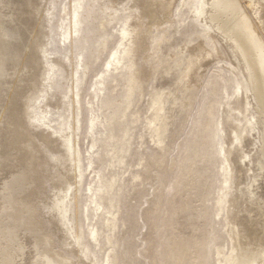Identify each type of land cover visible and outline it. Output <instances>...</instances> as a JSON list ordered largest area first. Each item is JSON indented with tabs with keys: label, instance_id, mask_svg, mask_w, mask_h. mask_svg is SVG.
I'll return each mask as SVG.
<instances>
[{
	"label": "rangeland",
	"instance_id": "374dc122",
	"mask_svg": "<svg viewBox=\"0 0 264 264\" xmlns=\"http://www.w3.org/2000/svg\"><path fill=\"white\" fill-rule=\"evenodd\" d=\"M28 1L24 16L19 8L0 0L1 21L8 23L12 17L13 22L29 24L33 36L41 32L38 41L35 36L32 46L34 50L36 46V54L40 56L33 68L35 73L27 69L29 77L34 74L26 82L30 84H26L27 97L21 96L24 90L16 91L17 78L12 85L18 73L15 69L18 57L6 65L11 67L8 73L0 70V76H7L8 86L0 90V264H89L91 260V264H264V209L258 207L260 204L264 207V173L255 172L257 168L253 163V171L248 172L259 143V116L240 55L225 45L224 38L223 41L222 37L216 39L208 26L205 19L208 0H167L161 4L157 0H140L144 14L138 21L140 37L135 68L141 69L137 83L127 76L125 66L124 70L122 66L117 70L120 73L113 68V55L120 45L131 1L135 0H112L111 8L120 9L122 13L106 25L104 34H101L100 23L106 15L98 16L87 32L85 25L80 26L81 32L77 35V28L72 25L76 0H57L54 6L52 0ZM238 2L264 45V0ZM7 12L5 19L3 14ZM0 36L6 37L4 29L0 28ZM102 37L108 42L105 48L98 46L97 41ZM200 46L204 48L203 54L198 51ZM84 48L86 55L84 53L79 62ZM44 49L49 51L50 60L43 58L40 50ZM66 57L74 60V83L69 82L72 66L60 69L57 76L47 82L49 62L55 63L57 59V65L63 61L69 65ZM193 59L198 60V65L191 75L185 76ZM84 61L89 63L85 75ZM36 74L41 78H35L39 76ZM106 75L110 79L104 87L102 82ZM125 80L128 88L124 96L131 107L122 118L120 112L124 108L112 101L110 105L117 110V115L109 124L105 123L112 110L103 107L101 98L104 93L112 100L120 98L125 92ZM50 82L46 96L42 90ZM69 84L74 85L76 99L60 111L66 118L58 134L61 121L57 124L59 115L55 108L60 101L54 102L49 97L55 93L62 97ZM36 91L41 101H44L43 96L51 100V108L56 112L34 130L38 124L32 123L29 116L34 104L31 100L39 98ZM10 92V103L6 107ZM65 101L62 100V105ZM45 105L43 110H46ZM17 109L23 111L26 123L29 120L26 125L31 128L26 126V129L29 137L34 138V142L32 137L28 140L33 145L31 142L26 145L29 154L24 164L20 159L24 149L21 144L27 140L16 134L13 125L18 119L15 120V113H10ZM12 117L14 123L10 122ZM105 124L106 128L115 129L116 140L113 139L112 144L120 142L124 130L130 129L127 147L116 159L103 140L107 134ZM68 126L71 135L65 132ZM70 136L81 157L84 175L81 186L74 184L75 172L66 169L68 163L72 165V154L69 147L67 153L63 148ZM93 142L96 145L92 146ZM44 147L49 148V154ZM55 153L58 154L54 156ZM247 174L257 179L249 188L254 193L252 204L246 202V197H240L249 187ZM25 176L31 180L24 184ZM99 179L105 183L115 180L111 194L98 193L101 210L91 202L92 195L99 190ZM65 187L73 192V197L69 193L68 201L71 198L75 206L79 202L75 219L79 217L88 243L84 259L63 247L64 236L47 212L52 196L66 190ZM236 217L250 218L251 225L240 240L235 236L241 231L235 224ZM94 227H100L99 243L90 236ZM252 232L256 234L257 244L251 239ZM235 247L239 254L234 258Z\"/></svg>",
	"mask_w": 264,
	"mask_h": 264
},
{
	"label": "bare ground",
	"instance_id": "6f19581e",
	"mask_svg": "<svg viewBox=\"0 0 264 264\" xmlns=\"http://www.w3.org/2000/svg\"><path fill=\"white\" fill-rule=\"evenodd\" d=\"M5 1H6V3L10 4L11 7L19 8L20 14L25 16V14L27 13V11H25L26 8L24 10V7H25V3L27 4V2H29L28 0H26V1L17 0L18 2L15 0L17 2L16 4L15 3L12 4L10 0H5ZM15 1L13 0V2H15ZM55 1H57V0H52L51 1L52 2V6H54L53 4H55ZM151 1L154 2L156 0H151ZM165 1H167V0H157L156 2L160 3V2H165ZM209 1H211V0H208V2L206 3L207 7L209 5V8H208L209 10L206 11L207 18H205L206 21L208 22V26L214 32L213 36L216 39L218 37H220V38L222 37V41H223V38H224L225 45L230 47L236 54L240 55V59L242 61V64H244L245 70H246L245 71L246 72V81H247V84L249 86L250 92H251V94H252V96L254 98V101L256 103L255 107H256V111H257V116H259V119H257V120H258V123H259L261 129H260V133H259V137H258V140H259L258 147H257V150L254 153L255 158H254L253 161L249 162V166H251V169H249L248 172L249 171L252 172L254 168L255 169L257 168V171H255V172H259V175H260V174L264 173V45L261 42V39L259 37L258 32L254 29L251 21L249 20L246 12L243 10L242 6L239 4L238 0H213L212 2H209ZM111 2H112V0H76L75 1V5H74V22H72V25H74L75 28H77L76 29V35H77V32H79V33L81 32V30L79 29L80 26H83V28H84V25H85L86 26V30L85 31L87 32V31H89L90 29L93 28V26L95 24V20H96V18L98 16L106 15V17H104L101 20V23H100V30L102 32L101 34H104L103 31H104V28L107 27L106 25L109 24V23H112L115 20H117L118 19L117 17H118V15L121 12L120 9L111 8V6H112ZM131 2H132L131 3V10L129 11V15H128L129 17L124 22V27L122 26L123 29L121 28L122 31H121V42H120V45L118 47V50H116V52L113 55L114 56V60H113L114 67L113 68H115V71H117V70H120L119 68L122 66L121 69L124 70L123 66H125L127 68V76L129 75V78H131V80L134 83H137V82H140V78H139V72L140 71L139 70L141 69V68L140 69H136L135 68V56H136L137 48H138L137 42L139 41V37H140L139 22L138 21L142 18V15L144 13H143V10H142V4L143 3H141L140 0H135V1H131ZM1 9H2V7H1ZM129 9H127V11ZM49 10H50L49 13L47 12L48 15H50V13L52 11V7ZM2 11H3V9H2ZM8 13L9 12L3 14L5 16V17L3 16L5 19H6V17H8L7 16ZM126 14H128V13H126ZM45 17L44 18L47 19V16H45ZM44 18H43V20H44ZM9 20H10V22H8V23H5V22L0 20V28L4 29V33L6 35L5 38L0 36V53L4 54V55H0V70L2 69V72L7 71V73H8L9 70L11 69V67H6V65H9L10 63H12V60H13L14 57H18V60H19L18 66L19 67L18 66L15 67V69H18L17 70L18 73L14 75V80L12 82V85H13V83L15 82V80L17 78L18 79V84H16V88L15 89H16L17 92H20V90L21 91L24 90V91L21 92V96H22V98H25V97H27L26 94H28V93H26V89L28 87L26 84H29V83H26V82L29 81L28 79H31L32 77H34V74H32L33 72L35 73V71H33V68L36 66V63L38 61L37 60L38 57H40V56H38L39 54L38 55L36 54V52L38 50V49L36 50V46H35V50L33 49L34 47H32V46L34 45L35 36H37V37L40 36L41 32H38L37 34L35 33L36 35L33 36L31 34V29L29 28V24L24 23L25 21H18V22L16 21L17 22L16 23V22H13L15 20H12V17H10ZM48 23L49 22H47V25H48ZM30 26L32 27V25H30ZM50 27H51V25H50ZM46 28H45V30H47ZM48 32H50V31H48ZM82 32H83V30H82ZM38 34H40V35H38ZM31 35L33 36V38H31ZM49 35L50 34H48L46 37H48ZM40 37L37 38V41H38V39ZM46 37H45V39H46ZM49 38L50 37H48L47 39H49ZM89 38H90V36H89ZM97 38H98V36H97ZM47 39L45 41L46 43H47ZM91 39H93V38H91ZM40 41H42V40H40ZM45 42H44V44H46ZM97 42H98V46L103 47V48H105L107 46V43H108L107 39L105 37L100 38V40L97 41ZM211 42L215 43V40L211 39ZM46 46H49V44L48 45L46 44ZM39 49H42V48H39ZM46 49H47V47H46ZM50 50L51 49L49 48V51ZM40 51H42L41 53L44 55L43 58H46L47 60H50L49 51H46L45 49L44 50H40ZM198 51H199V53L203 54L204 53V48L202 46H200ZM85 52H86V48H84L82 54L79 56V58H78L79 62L83 58ZM50 54H52V53H50ZM85 55H86V53H85ZM199 55L200 54H198V56ZM52 56H53V58H51V59H54V55H52ZM56 60L57 59H55V63L49 62L51 65L49 66V70L47 71V78H46L47 82H48L49 78L52 81L57 76V71H59L60 69L64 70L65 68H67L65 66H72V68H73L74 60L72 59V57L66 59V61H68L70 63L69 65L63 60H62L63 63L61 65L60 64L57 65L56 64ZM2 61H4V62H2ZM197 61L198 60H195V59L191 60V64H190V66L188 68V71L185 73V76H186V74H188V75L192 74V72L195 70V68L198 65ZM40 62H41V60L38 62L39 68L41 66ZM83 63H84V65H83V74L85 75L87 70H88V68H89V63H87V62L85 63V61ZM1 64H4V65H1ZM12 66H13V64H12ZM28 68H30L33 71L31 73L30 77L27 75V74H29L27 72ZM77 71H79V70H77ZM117 72L120 73L119 71H117ZM39 74H36V75H39ZM2 75H4V74H2ZM74 76H75V74H74V68H73V72L71 73V76H69V78H70L69 82L71 81V83H74ZM36 77L38 79V77H40V75L39 76H35V78ZM66 77L68 79V76H66ZM6 78H7V76H0V90H1V88H5V85H6L5 81L7 80ZM62 78L65 79L64 77H62ZM81 78H82V76H81ZM111 78H113V77H111ZM109 79L110 78H107V75H106V78L103 77V81L104 82H102V86L105 87L106 83L109 81ZM120 79L121 78H119L118 80H120ZM55 81H57V80H55ZM42 82H43V80H42ZM36 83H38V82H36ZM63 84H65V83H62V85ZM44 85L45 84H43V86ZM11 86L9 87L8 90H10ZM124 87H125V92L118 99L112 100L109 97H107L105 93L103 94V96L101 98V102L103 104V107L105 109L112 110L111 115H107L106 116L105 123L107 122L109 124L113 120V117L117 115L116 114L117 110H114L113 106L110 105V103L112 101L117 103L119 105V107H123L124 108L120 112L122 118L126 116L128 109L131 107V105L129 106V104H127L126 96H124L126 91H127V88H128V81L126 82V80H125ZM7 88H8V86H7ZM31 88H32V86H31ZM31 88H29V89H31ZM49 88H51V82L48 83L47 86L44 87V89L42 88L43 89L42 93H47L46 96H48L49 95L48 94V89ZM39 89H40V87H39ZM238 89L239 88H237V90ZM14 90H12V92H14ZM37 91H39V90H37ZM66 91H67L66 93L64 91L61 94L62 97H60V93L59 94H56V93L53 94L52 93L53 95H51V97H49L54 102L58 101V100L60 101V105L58 104L59 107L55 108L58 112H56L54 109L51 108V104H53V103H51V100L50 101L48 99L46 100V98L44 96H43V100L44 101L40 100L41 96H39L40 95L39 92H37L39 98H36L34 100H31V98H30L31 102L33 101L34 104H33V106H31L32 112L30 114L32 115V117H31V115L30 116L28 115V116L31 118L32 123L38 124L35 127L33 125L34 130H35L36 127H39V128L42 127L46 123V120L49 119L50 115L52 116L53 114H55L54 112H56L57 115H59V118L57 117V124H58L59 120L61 121V123L58 124V127L60 129L58 130V128H57L58 134H59V131L63 130V121L66 118V115L60 114V111L63 110V107L66 104H71L76 99L75 98L76 96L74 97V85L73 84H72V86H71V84H69V87L68 88L66 87ZM101 91L104 92L105 88L104 89L102 88ZM4 92L5 91H3V93ZM12 92H10V96L7 94L8 95L7 96L8 97L7 101L3 100V102L6 101V107L9 105L8 103H10L9 101L11 99ZM36 92H35V94H36ZM94 92H96V91H94ZM68 94H72V96L71 95L68 96ZM33 98H34V96H33ZM3 99H4V97H3ZM12 99H13V97H12ZM63 99L64 100L66 99V101L64 102V105H62L63 104V102H62ZM17 100H18V98H17ZM12 101L14 102V100H12ZM45 101H47L46 105L44 104L46 110L45 109L43 110L42 109L44 107L43 102H45ZM18 103H21V102H18ZM22 103H21V105H23ZM42 105H43V107L41 108ZM27 108L29 109L28 106H27ZM12 109H14V108H12ZM4 112H5V109H4ZM21 112H22V114H21ZM26 112H27V110H26ZM28 112H30V111H28ZM10 113L11 114L15 113V115H16V116H14L15 120L18 119L17 120V124L13 125V126H15L13 128L16 131V134L20 135L21 138H24L25 140H27L24 144H21L24 149H23V155L20 156V159L22 160L21 164H24L28 160L26 154H29L28 151L26 150V145L29 144V142H31V144L33 145V142H34L33 139L34 138L32 136H31L32 138L29 137L30 133L26 129L27 127H30V126H27L29 124V122H28L29 120L27 121V123H28L27 124L26 120L22 118L23 117V111L21 109H17L16 112H10ZM1 115H2V113H1ZM12 119H13V117L11 118V121L8 120V122L10 121L12 123V121H13ZM13 123H14V121H13ZM7 126H8V124H7ZM106 127H107V124H105V130H106L107 134L105 135L103 140H104V143H106L105 145H109L107 147L112 149L110 151V155L113 157V159H116L118 153L123 152L126 149V147H127L126 139L128 137L130 129L129 130L127 129V131L124 130L125 132L123 133V135L121 137H119L120 138V142L112 144V142L114 140H116L115 139V129L111 128L110 126H108L109 128H106ZM13 128H11V129L13 130ZM24 130H25L26 133L23 132ZM70 131H71V127H69V126L65 127V132H67V135H71ZM30 138L33 140V142L32 141L28 142V140ZM71 138H72L71 136L69 138L67 137V139L65 141V146L63 148L65 150V152L67 153L66 150H67V147H69V149L71 151V154H72V157H71L72 165L68 163L67 165H69V166L66 169L67 170L69 169L70 172L71 171L75 172L76 176H75L74 184H76L78 186L79 185L81 186V182L83 181V176H84L83 175V170H82L83 167H82L81 157H80V154H79L78 150H76V148H75L74 140L72 142ZM93 144L96 145V143L93 142L92 146H93ZM47 148L48 147H44V149L46 151V154H49L50 153V152L48 153L49 148L48 149ZM3 150H5V149H3ZM11 154H12V152H11ZM57 154L58 153H55L54 156H56ZM256 156H258V158H256ZM252 163L254 164V168H253V164ZM24 166H26V165H24ZM53 166H54L53 171H56L57 167L55 166V164H53ZM89 166H88V168H90ZM29 170H31V169L29 168ZM255 172H254V175L256 176L257 174ZM35 173H38V171H36ZM35 173H33V175ZM24 174H27V173H24ZM28 174L30 175L29 172H28ZM68 174H70V173H68ZM68 177H70V176L68 175ZM22 179H24V181H23L24 184L27 183V181L30 182V180H31L27 176H25V178H22ZM78 180H79V183H78ZM248 180H249V187L245 191L244 195L240 196V197H241V199H242V197H244V198L246 197V202L251 203L252 202V194L254 195V193H251V190L249 188L251 187V184L253 182H255L254 180L257 181V179H256V177L255 178L252 177V175H248ZM102 182H103L102 179L98 180L99 190L96 191L91 197V202L96 205L98 210L102 209V206L99 204L100 196L98 197V193H100V192L103 193V194L107 193V195L111 194L112 191H113V188H114L113 187V183L115 182V180H111L108 183L103 182V184H102ZM4 183H6V182L4 181ZM74 186L75 185H73V187ZM71 187H72V185H71ZM75 188H76V186H75ZM64 189H66V187ZM248 190H250V191H248ZM69 193L73 197V192H71V189L68 188V187H67L66 190H61V191L55 193V195L52 196L51 203L47 206V212H48V214L50 216H52L53 221L55 222V224L59 228L58 230H60L61 234H63V236H64V241H62L63 247L67 249L68 253L73 254V255L75 254L77 257L79 256V257H81V259H84V258H87L88 243L85 241V239L83 237V231H82V228H81V226H80V224L78 222L79 221V217H78V219H75L76 208H77V211L79 212V202L75 206V204L73 203V200L70 201L71 198H69V201H68ZM113 194H114V192H113ZM71 195H69V197ZM114 197H115V195H114ZM114 197H112V201H113ZM253 199H254V197H253ZM112 201H111V203H112ZM11 202H13V201H11ZM8 203H9V201H8ZM257 204H258V202H257ZM258 207L264 209L263 205L261 207V204L258 205ZM54 210H55V212H54ZM250 213H252V212H250ZM262 214H264V213H262ZM235 219H236L235 220V224H238L239 227L241 228V231L239 233L235 234V236L238 238V240H240L242 235L244 234L246 228H249L250 225H251L250 224V218H248V217H236ZM99 228L97 229V227H94L91 230L90 236L92 237V240L95 243H99L98 241L100 240L99 239V232H98V230H100ZM251 229L253 231V228H251ZM229 232L231 234V228L229 229ZM252 234H253V232H252ZM254 235H256V234H253L251 239H252V241H254L257 244V239L254 237ZM246 238H247V235H246ZM89 252H91V251H89ZM238 254H239V250L236 249V247H235L233 249L232 256L235 258V257L238 256ZM89 255H91V254H89ZM71 259H70V261H71ZM77 259H79V258H77ZM91 262H92V260H91ZM91 262L89 264H91Z\"/></svg>",
	"mask_w": 264,
	"mask_h": 264
}]
</instances>
